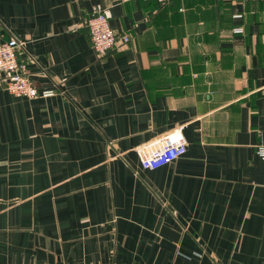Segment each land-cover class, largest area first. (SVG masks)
Returning <instances> with one entry per match:
<instances>
[{
  "label": "crops",
  "instance_id": "0c3cea01",
  "mask_svg": "<svg viewBox=\"0 0 264 264\" xmlns=\"http://www.w3.org/2000/svg\"><path fill=\"white\" fill-rule=\"evenodd\" d=\"M95 11L125 47L95 54ZM10 37L51 94L0 87V264H264V0H0Z\"/></svg>",
  "mask_w": 264,
  "mask_h": 264
},
{
  "label": "built area",
  "instance_id": "2783aa9c",
  "mask_svg": "<svg viewBox=\"0 0 264 264\" xmlns=\"http://www.w3.org/2000/svg\"><path fill=\"white\" fill-rule=\"evenodd\" d=\"M167 3L171 0H157ZM91 47L98 57L113 50L125 47L128 35H116L103 11L92 12L85 21ZM24 42L15 37L0 40V87L15 96L35 98L47 96L51 91H40L33 84L30 72V56L25 51ZM186 151V139L181 127H176L157 138L140 145L137 154L143 168L155 169L176 160ZM256 154L263 162L264 181V142L256 146Z\"/></svg>",
  "mask_w": 264,
  "mask_h": 264
}]
</instances>
